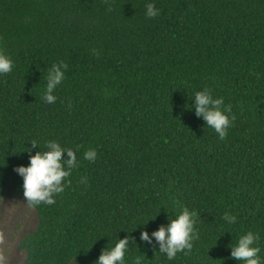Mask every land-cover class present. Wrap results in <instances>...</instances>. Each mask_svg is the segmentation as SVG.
<instances>
[{"label": "trees", "instance_id": "1", "mask_svg": "<svg viewBox=\"0 0 264 264\" xmlns=\"http://www.w3.org/2000/svg\"><path fill=\"white\" fill-rule=\"evenodd\" d=\"M0 37L15 65L0 75V199L24 198L14 169L49 141L78 162L54 204L32 207L26 264H94L128 237L126 264H242L229 245L249 231L264 264V0H0ZM205 89L236 116L226 140L195 114ZM182 206L199 239L169 260L140 236Z\"/></svg>", "mask_w": 264, "mask_h": 264}, {"label": "clouds", "instance_id": "2", "mask_svg": "<svg viewBox=\"0 0 264 264\" xmlns=\"http://www.w3.org/2000/svg\"><path fill=\"white\" fill-rule=\"evenodd\" d=\"M107 3V0H105ZM111 11V8H109ZM159 10L152 3L146 5V16L150 19L157 17ZM3 38L0 37V40ZM95 55H99L93 50ZM15 65L12 59L0 52V75L10 74ZM68 65L61 62L53 64L48 69L47 85L42 99L48 104L56 102L57 97L53 95L55 89L65 79V71ZM195 114L202 117L207 128L213 129L220 140H226L229 129L234 125L235 115H231L230 105L225 106L223 98H213L208 89L195 93ZM32 147H39L33 141ZM40 148V147H39ZM46 151H38L35 155H30V163L27 167L19 166L14 169L23 178V196L30 207H36L40 204L52 205L56 201L55 196L61 194L66 187L65 181L70 184L69 177L72 169L78 167L76 153L71 148H62L55 141L46 143ZM31 152V150L29 151ZM65 153L67 159H65ZM97 153L94 149L84 153V159L95 162ZM178 203V202H177ZM229 224L236 223V216L225 213L222 217ZM200 219L196 211H190L182 206V211L167 226L161 225L151 236L147 231L141 233V241L152 244L153 238L159 245V252L166 254L169 260H173L179 253L189 254L193 248L194 241L199 239V233L196 228L197 221ZM259 235L249 231L247 234L239 237L238 242L230 244L231 259L242 262V264H261L259 253L261 249L256 245ZM131 242H135L132 238ZM0 243H3L2 234H0ZM129 237L119 239L112 248L106 247L94 264H126V254L128 252ZM5 257L0 255V264H3ZM135 264H141L139 257L135 259Z\"/></svg>", "mask_w": 264, "mask_h": 264}, {"label": "rangeland", "instance_id": "3", "mask_svg": "<svg viewBox=\"0 0 264 264\" xmlns=\"http://www.w3.org/2000/svg\"><path fill=\"white\" fill-rule=\"evenodd\" d=\"M38 224L35 209L27 205L23 197L14 196L11 190L0 199V255L5 257L3 264H26V255L20 250L21 240L33 232Z\"/></svg>", "mask_w": 264, "mask_h": 264}]
</instances>
